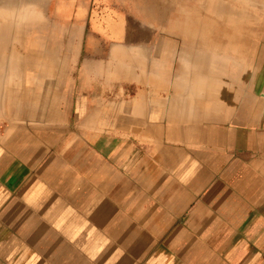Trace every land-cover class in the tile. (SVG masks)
Segmentation results:
<instances>
[{"label": "crops", "instance_id": "crops-1", "mask_svg": "<svg viewBox=\"0 0 264 264\" xmlns=\"http://www.w3.org/2000/svg\"><path fill=\"white\" fill-rule=\"evenodd\" d=\"M258 28L0 2V264H264Z\"/></svg>", "mask_w": 264, "mask_h": 264}, {"label": "rangeland", "instance_id": "rangeland-1", "mask_svg": "<svg viewBox=\"0 0 264 264\" xmlns=\"http://www.w3.org/2000/svg\"><path fill=\"white\" fill-rule=\"evenodd\" d=\"M38 1L12 0L14 7L26 3L30 10H35ZM0 2L4 3V0ZM188 3L190 20L204 15L206 21L227 22V25L237 27L238 35L243 34L244 27L249 24L255 29L264 25V0H188Z\"/></svg>", "mask_w": 264, "mask_h": 264}]
</instances>
